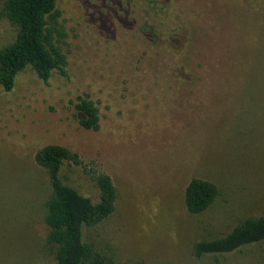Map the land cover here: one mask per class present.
Here are the masks:
<instances>
[{"label":"rangeland","instance_id":"374dc122","mask_svg":"<svg viewBox=\"0 0 264 264\" xmlns=\"http://www.w3.org/2000/svg\"><path fill=\"white\" fill-rule=\"evenodd\" d=\"M159 1L196 24L187 83H164L170 65L146 36L147 0H58L69 76L55 73L45 84L27 68L15 90L0 96V264H56L44 221L48 176L35 162L47 144L77 151L89 168L101 165L97 150L110 163L117 210L91 234L120 262L264 264V244L220 262L191 256L197 240L264 215V0ZM2 4L0 48L17 36ZM85 91L100 101L97 132L74 118ZM83 172L64 165L62 175L96 197ZM193 177L219 188L200 214L183 198Z\"/></svg>","mask_w":264,"mask_h":264},{"label":"trees","instance_id":"16d2710c","mask_svg":"<svg viewBox=\"0 0 264 264\" xmlns=\"http://www.w3.org/2000/svg\"><path fill=\"white\" fill-rule=\"evenodd\" d=\"M0 1L3 3L1 14L17 28L15 40L0 48V96L10 95L15 90L19 75L27 68L33 69L45 84H49L55 73L68 77L69 59L63 48L66 33L58 0ZM147 2L151 17L147 19L146 36L159 42L161 55L168 58L170 65L165 66L164 74L168 77L164 83L167 86L187 83L189 75L184 70H193V43L199 39L195 37L196 24L171 1ZM173 34L180 37V46L174 44ZM74 111L81 128L91 132L101 130L100 101L91 92L77 96ZM96 157L101 165L89 168L77 151L61 144H47L35 153L36 164L48 176L50 192L45 202L44 221L48 227L46 242L54 253L56 264H127L120 262L116 253L101 249L91 234L92 229L115 214L119 197L118 187L108 171L110 163L101 150H97ZM64 165H83V173L93 183L97 196L86 195L67 182L62 175ZM218 195L217 184L200 177L191 178L183 190L185 206L193 214L206 211ZM262 244L264 215L245 217L222 236L197 240L191 256L198 261L213 258L220 262L222 257Z\"/></svg>","mask_w":264,"mask_h":264}]
</instances>
